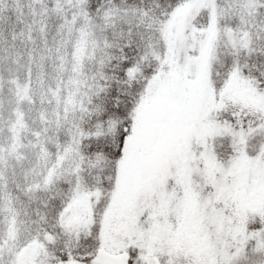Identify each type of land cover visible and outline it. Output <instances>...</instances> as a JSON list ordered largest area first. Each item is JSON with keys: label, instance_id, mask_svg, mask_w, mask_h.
Wrapping results in <instances>:
<instances>
[{"label": "snow or ice", "instance_id": "snow-or-ice-1", "mask_svg": "<svg viewBox=\"0 0 264 264\" xmlns=\"http://www.w3.org/2000/svg\"><path fill=\"white\" fill-rule=\"evenodd\" d=\"M0 264H264V0H0Z\"/></svg>", "mask_w": 264, "mask_h": 264}]
</instances>
